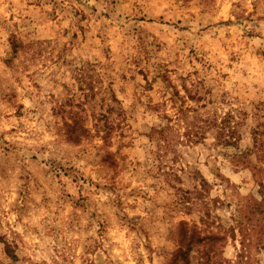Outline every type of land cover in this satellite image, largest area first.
I'll return each instance as SVG.
<instances>
[{
    "label": "rangeland",
    "instance_id": "374dc122",
    "mask_svg": "<svg viewBox=\"0 0 264 264\" xmlns=\"http://www.w3.org/2000/svg\"><path fill=\"white\" fill-rule=\"evenodd\" d=\"M0 264H264V0H0Z\"/></svg>",
    "mask_w": 264,
    "mask_h": 264
}]
</instances>
